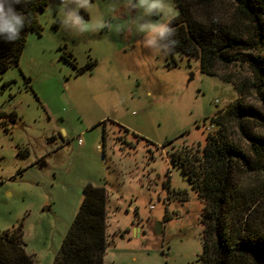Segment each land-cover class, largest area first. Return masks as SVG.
Returning a JSON list of instances; mask_svg holds the SVG:
<instances>
[{"label":"rangeland","instance_id":"1","mask_svg":"<svg viewBox=\"0 0 264 264\" xmlns=\"http://www.w3.org/2000/svg\"><path fill=\"white\" fill-rule=\"evenodd\" d=\"M135 2L88 0L80 15L102 23L81 32L62 29L60 0H49L35 15L41 29L0 75V235L19 228L34 264H52L87 183L107 193L103 264L200 262L205 203L170 154L201 149L209 118L237 94L136 31L168 23L174 0L157 16Z\"/></svg>","mask_w":264,"mask_h":264},{"label":"trees","instance_id":"2","mask_svg":"<svg viewBox=\"0 0 264 264\" xmlns=\"http://www.w3.org/2000/svg\"><path fill=\"white\" fill-rule=\"evenodd\" d=\"M48 1L14 5L27 23L17 41H0V75L18 64L26 35L41 29L35 15ZM174 5L177 13L168 24L175 44L165 40L169 53L196 58L202 73L232 84L237 94L209 118L215 130L201 149L183 146L170 154L205 203L199 264H264V0H174ZM7 117L13 121L15 113ZM106 198L103 186L84 185L52 264H103ZM0 264H34L19 228L0 235Z\"/></svg>","mask_w":264,"mask_h":264},{"label":"clouds","instance_id":"3","mask_svg":"<svg viewBox=\"0 0 264 264\" xmlns=\"http://www.w3.org/2000/svg\"><path fill=\"white\" fill-rule=\"evenodd\" d=\"M17 3L19 0H0V41H17L21 30L27 23V16L14 7ZM133 7L139 8L143 16H157L165 12L164 0H136ZM80 9H90L88 0H60L55 11L58 10V22L62 29L76 26L79 31L83 32L101 27L102 21L99 16L86 22L80 15ZM49 11L51 12V9ZM136 31L149 37L146 40L147 45H153L157 40H168V44H175V40L169 39L173 35V29L161 19L142 24L137 23Z\"/></svg>","mask_w":264,"mask_h":264},{"label":"water","instance_id":"4","mask_svg":"<svg viewBox=\"0 0 264 264\" xmlns=\"http://www.w3.org/2000/svg\"><path fill=\"white\" fill-rule=\"evenodd\" d=\"M44 164H42V163H40L39 164V167H42ZM157 225H158V227H160V223H157ZM155 232L157 233V234H159V233H161V230L159 229V228H156L155 229Z\"/></svg>","mask_w":264,"mask_h":264}]
</instances>
